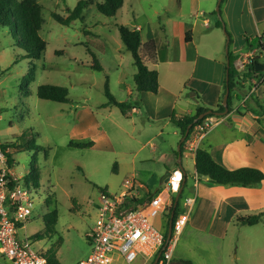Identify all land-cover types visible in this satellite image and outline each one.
<instances>
[{"label": "rangeland", "instance_id": "obj_1", "mask_svg": "<svg viewBox=\"0 0 264 264\" xmlns=\"http://www.w3.org/2000/svg\"><path fill=\"white\" fill-rule=\"evenodd\" d=\"M78 1L38 0L44 6L45 22L40 35L46 41V49L39 58L27 54L10 27L0 26V145L17 141L22 146L7 149L21 183L33 182L25 178L32 162L41 177L33 213L19 230V236H31L33 247L44 252L62 236L63 242L57 251L60 264H78L90 254L87 233L95 224L102 189L118 194L126 181L132 180L136 193L142 195L146 190L154 193L164 188L161 179L167 170L173 169L161 159V151L154 153L151 144L136 156L147 134L133 130L129 117L123 114L125 110L105 106L108 102L105 84L108 80L110 92L118 101L134 102L137 67L121 39L119 25L141 24L143 40H147L158 24L166 23L168 15L178 17L180 9L176 0H127L125 8L114 17L103 15L95 5H90L83 10L82 19L68 25L53 17V13H57L66 18ZM224 5L221 6L222 16ZM130 7L131 12L127 10ZM206 17L214 23L220 16L208 11ZM96 64L101 68L94 67ZM180 67L185 70L180 75L186 76L191 73L192 63ZM259 76L263 84L264 71ZM30 78L33 79L30 81ZM42 84L67 87L69 102L41 99L37 91ZM237 105L235 99L233 107ZM249 108L244 102L237 106L235 115L246 116L250 114ZM257 119L256 123L262 124L264 169V120L260 116ZM88 142L93 145H71ZM154 144L160 146L157 141ZM29 145L35 148L29 149ZM7 159L0 148V169ZM252 187L258 188L253 195L262 199V207L254 205L245 213L247 215L264 211V181ZM189 191L187 187L183 195L193 196L194 192ZM55 208L59 212L57 234L52 238L33 237L43 231L45 215ZM168 222L160 213L155 227L168 230ZM221 242L202 233L193 231L187 235L185 232L175 241L176 253L187 256L186 260L193 264H264V217L255 225L230 230L227 239ZM141 262L137 260L132 264ZM0 264H6L1 254ZM110 264L128 263L116 257Z\"/></svg>", "mask_w": 264, "mask_h": 264}, {"label": "crops", "instance_id": "obj_2", "mask_svg": "<svg viewBox=\"0 0 264 264\" xmlns=\"http://www.w3.org/2000/svg\"><path fill=\"white\" fill-rule=\"evenodd\" d=\"M126 1L121 10L125 8ZM176 2L180 9L178 17L168 15L166 23L158 24L153 36L147 40H143L142 34L144 43L153 39L157 44L156 59H146V62L149 68L159 72V91L156 94L141 93L135 87L132 108L123 111V114L129 117L133 130L147 134V139L142 142L136 156L151 144L154 153L161 151L163 161L170 163L173 169L179 167L183 170L189 193L196 190L193 210L181 233L187 232V235L193 231L202 233L220 239L223 244L230 230L245 226L237 223V216L244 215L254 205L257 208L262 207V199H256L253 195L258 188L252 189V186L238 184H215L206 178H197L195 159L189 157L186 151L181 155V161L179 155L178 157L176 155L182 135L180 129L172 123L171 116L176 111L180 115H193L199 106L211 110L218 108L226 83L227 32L230 33V50L235 57L239 58L247 53L250 50L248 41L255 44L254 39L257 37L260 46L255 48H262L264 0H224L221 6L225 3L222 18L226 30L218 27L217 21L213 23L210 17H206L208 11H216L215 6L219 0ZM127 10L131 12L132 7ZM161 17L162 14H159L160 19ZM204 22H208V25L205 26ZM133 23L126 26L143 31L141 24ZM262 50L264 51V48ZM184 63H192L191 73L181 76L180 72L185 70L180 66ZM261 78L254 79L259 81ZM243 83L244 85L239 84L236 88L233 102L235 99L238 100L237 106L244 102L248 103L250 114L235 115L237 110L235 106L232 112L219 116L200 147L206 148L216 161L229 169L241 166L262 169V124L256 121L260 116L264 82L262 84L261 81L258 88L256 85L253 86L251 91L250 85L252 86L253 82ZM252 94L258 99L260 106L252 103ZM154 141L160 146L156 147ZM148 193L152 192L146 190L145 194L137 196H146ZM185 257L187 256L176 253L174 244L172 264H193Z\"/></svg>", "mask_w": 264, "mask_h": 264}, {"label": "built area", "instance_id": "obj_3", "mask_svg": "<svg viewBox=\"0 0 264 264\" xmlns=\"http://www.w3.org/2000/svg\"><path fill=\"white\" fill-rule=\"evenodd\" d=\"M204 25H208V22H204ZM262 59L264 61V51L258 47L240 56L235 67L243 73L249 65L262 63ZM247 81L253 82L252 87L258 82L247 77L242 83ZM216 123L217 119L207 117L194 127L185 147L189 157L195 159L203 139ZM184 179L181 168L173 169L164 182V188L158 189L151 199L141 203L132 201L139 197L132 180H127L124 189L118 194L101 191L95 224L87 233L91 252L78 264H110L116 257L128 264L137 260H142L143 264H152L159 254L155 264H172L173 247L193 210L196 190L193 196H184L183 210L173 223L170 241L167 242V230H159L155 227V222L160 213L169 219L174 196ZM38 189L32 183H21L8 164V159L4 161V166L0 169V254L6 264H50L46 255L48 250H36L29 235L19 236V230L24 228L33 213Z\"/></svg>", "mask_w": 264, "mask_h": 264}, {"label": "trees", "instance_id": "obj_4", "mask_svg": "<svg viewBox=\"0 0 264 264\" xmlns=\"http://www.w3.org/2000/svg\"><path fill=\"white\" fill-rule=\"evenodd\" d=\"M125 0H79L77 5L73 9H69V15L66 18L53 13V17L58 20V22L68 25L73 20L78 18H83L82 13L85 8L90 5H95L98 12L103 15L114 17L122 9ZM224 0L222 1V3ZM44 6L41 5L38 0H0V26L10 27V31L13 35L16 36L18 44L27 52V54L33 55L39 58L44 50L46 49V41L41 37L40 31L45 22L44 19ZM215 14H218L217 11H214ZM224 19L218 17L217 26L223 27ZM224 28V27H223ZM119 31L121 39L128 50L131 51L134 64L137 67V72L134 75V81L136 89L139 92H150L158 93L159 91V72L156 69H151L146 64L145 60H155L157 57V44L155 40H150L148 42H143L142 32L137 28H130L124 24L119 25ZM230 36V33L228 32ZM255 44L248 41L250 50L254 49L258 45L260 46L259 37L254 40ZM262 48L264 45L261 44ZM228 57L230 59V68L228 71V83H225L224 90L226 91L227 87L230 88L229 96V113L233 111V99L235 98L233 91L235 93L236 88L241 84L242 81L246 80L247 77L257 78L262 74V71L256 69V65L252 64L247 67L246 70L241 73L235 67V62L238 57L232 55L231 50L229 51ZM94 67L101 68L100 65L96 64ZM245 78V79H244ZM33 78H30V81ZM259 79V78H258ZM261 81H258L256 87L260 85ZM250 85V89H251ZM256 88V89H257ZM224 91V94H225ZM105 92L108 97V102L105 105H114L122 110H127L132 108V103L125 101H118L115 96L110 92L108 80L105 84ZM255 92V91H254ZM38 96L41 99L52 100L55 102L67 103L69 102V90L65 86L55 85V84H42L38 87ZM29 93L27 92L26 95ZM223 96L221 97L220 103L217 109H212L213 112L202 119L198 117L210 110L204 106H199L196 113L193 115L182 114L180 115L177 112H173L171 116L172 122L180 129L182 136L185 135L187 129L190 127V133L187 136L186 140L180 146L181 155L185 152V147L187 140L194 127L202 122L207 117H219L216 115V112L224 111L225 107L223 105ZM199 98V97H198ZM252 103L259 105L257 98L253 97ZM261 111L259 112L260 116L264 120V107L260 106ZM71 145L76 147H87L92 146L93 142L88 143H71ZM10 146H16L21 148L20 144L16 142H8L0 145L1 150L8 157V164L12 167L14 164V159L10 153H7V149ZM29 149H34L32 145L28 146ZM42 147H38L41 149ZM178 157L179 151H176ZM35 160V159H34ZM195 172L200 179L206 178L207 181H210L215 184H238L242 186H258L264 181V169L254 166H241L235 169H229L223 164L216 161L212 154L203 147H199L196 156H195ZM27 180L33 181L37 188L40 186V171L35 165V162H32L30 170L25 177ZM27 184H31L26 182ZM187 181L184 184V189L187 188ZM102 189L101 191H104ZM154 196V193H148L146 196H141L133 199V202L141 203L146 200H149ZM184 195H181L179 203L176 207L174 222L177 219L178 214L183 210L181 207ZM175 200V196H174ZM46 202L47 199H46ZM174 203L170 209V214L168 215L169 220L171 218V212L173 210ZM264 217V211H261L257 214H248V215H239L236 218L237 223L243 225H255L259 223ZM59 218V212L55 208L48 212L44 217L45 226L41 233H36L35 238H52L57 234V223ZM169 224V222H168ZM168 231V230H167ZM167 237V232H166ZM63 242V237H57V241L52 245V247L47 251L46 255L50 264H60L57 259V251L60 245Z\"/></svg>", "mask_w": 264, "mask_h": 264}, {"label": "water", "instance_id": "obj_5", "mask_svg": "<svg viewBox=\"0 0 264 264\" xmlns=\"http://www.w3.org/2000/svg\"><path fill=\"white\" fill-rule=\"evenodd\" d=\"M222 1L223 0H219L218 5H217V9H216V11H217V13L219 14L220 17H222V15H221V3H222ZM223 27L226 30V24L225 23H223ZM227 37H228V41H227V45H226V52H227V54H229V51H230V36L228 35V32H227ZM229 68H230V59L228 57V59H227V70H226V83H228V71H229ZM256 69L259 70V71H264V64H262V63L256 64ZM229 96H230V88L227 87V89L225 91V94H224V97H223V105H224L225 109H224V111L216 112L217 116H223V115H226V114L229 113ZM212 112H213V110L210 109V110L202 113L198 117V119H202V118L206 117L207 115L211 114ZM190 127L191 126L188 127L185 135L182 136V139H181V141L179 143L178 151H179V159H180V161H181V158H182L181 152H180V146L186 140L187 136L189 135ZM171 172H172L171 170H167V172L163 175V177L161 179L162 183L166 182L168 180ZM184 184H185V179H184V181H183V183L181 185V188L179 189V191L175 195L174 207H173V210L171 212V218L169 220V225H168L167 242L170 241V239L172 237L175 211H176V207H177V205L179 203V200L181 198V195L183 194ZM159 256H160V254L158 255V257ZM158 257L155 259V261L152 264H155L157 262Z\"/></svg>", "mask_w": 264, "mask_h": 264}]
</instances>
